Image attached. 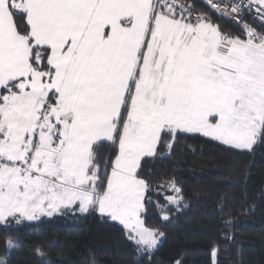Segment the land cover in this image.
<instances>
[{
	"label": "snow or ice",
	"instance_id": "6c2138e0",
	"mask_svg": "<svg viewBox=\"0 0 264 264\" xmlns=\"http://www.w3.org/2000/svg\"><path fill=\"white\" fill-rule=\"evenodd\" d=\"M181 135L264 144V0H0V228L97 212L150 260Z\"/></svg>",
	"mask_w": 264,
	"mask_h": 264
},
{
	"label": "trees",
	"instance_id": "16d2710c",
	"mask_svg": "<svg viewBox=\"0 0 264 264\" xmlns=\"http://www.w3.org/2000/svg\"><path fill=\"white\" fill-rule=\"evenodd\" d=\"M143 175L154 184L175 182L187 205L167 223L149 209V223L165 232L150 260L120 226L92 212L0 228V264H264V144L241 153L181 135L170 153L144 161ZM5 237L17 247L6 249Z\"/></svg>",
	"mask_w": 264,
	"mask_h": 264
},
{
	"label": "built area",
	"instance_id": "2783aa9c",
	"mask_svg": "<svg viewBox=\"0 0 264 264\" xmlns=\"http://www.w3.org/2000/svg\"><path fill=\"white\" fill-rule=\"evenodd\" d=\"M197 2L199 3V2H201V0H197ZM226 22H228L229 24H231V25H234V26H237V25H235V24H233L232 22H230V21H226ZM156 184H161V185H164V186H166L167 187V185H166V183L165 182H162V183H156ZM170 190V189H169Z\"/></svg>",
	"mask_w": 264,
	"mask_h": 264
},
{
	"label": "crops",
	"instance_id": "0c3cea01",
	"mask_svg": "<svg viewBox=\"0 0 264 264\" xmlns=\"http://www.w3.org/2000/svg\"><path fill=\"white\" fill-rule=\"evenodd\" d=\"M219 143V142H218ZM95 214H97V215H99L100 216V214H98L97 212H94ZM42 219H50V218H42ZM34 222H36V221H34ZM27 223H32V222H27ZM114 223V222H113ZM116 224V223H115ZM118 225V224H117ZM119 226V225H118ZM121 227V226H120Z\"/></svg>",
	"mask_w": 264,
	"mask_h": 264
},
{
	"label": "rangeland",
	"instance_id": "374dc122",
	"mask_svg": "<svg viewBox=\"0 0 264 264\" xmlns=\"http://www.w3.org/2000/svg\"><path fill=\"white\" fill-rule=\"evenodd\" d=\"M99 214V213H98ZM213 264H214V258H213Z\"/></svg>",
	"mask_w": 264,
	"mask_h": 264
}]
</instances>
